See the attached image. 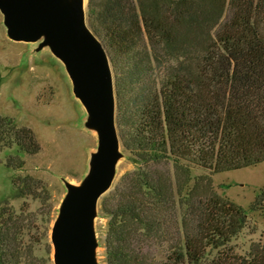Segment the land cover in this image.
<instances>
[{"label": "trees", "instance_id": "trees-1", "mask_svg": "<svg viewBox=\"0 0 264 264\" xmlns=\"http://www.w3.org/2000/svg\"><path fill=\"white\" fill-rule=\"evenodd\" d=\"M87 20L109 56L119 137L136 165L97 205L104 263L264 264V242L243 254L232 244L247 226L242 208L190 174L264 161V0H88ZM13 147L41 150L31 129L0 116V151ZM18 154L7 168L24 166ZM11 183L16 198H49L30 175ZM43 216L0 201V264H49Z\"/></svg>", "mask_w": 264, "mask_h": 264}, {"label": "rangeland", "instance_id": "rangeland-1", "mask_svg": "<svg viewBox=\"0 0 264 264\" xmlns=\"http://www.w3.org/2000/svg\"><path fill=\"white\" fill-rule=\"evenodd\" d=\"M44 1L0 0V116L31 129L41 146L40 152L32 156L18 154L15 147L0 151V201L7 200L16 210L23 205L28 211L40 210L44 215L43 221H39L40 230L47 229L44 242L50 245L49 264H54L50 243L52 226L71 190L82 187L90 177L99 141L90 115L73 93L65 65L52 52V38L48 33L34 39L11 32L12 24L20 29L39 30L42 17L33 12L39 11L37 3L45 7ZM87 4L88 0H63L61 6L69 7L74 16L81 8V15L88 23ZM49 10L44 8V11ZM16 154L24 161V166L20 170L7 168L6 158ZM135 167L121 143L107 193L126 171ZM168 169L172 171L171 165ZM190 174L194 180L202 176L200 183L205 188L210 186L213 195L227 199L244 211L247 226L232 242L239 253H246L251 243L264 242V202L260 206L255 204L264 193V161L215 173L194 167ZM25 175L46 186L49 197L46 202L14 196L12 178ZM104 225L105 218L98 214L96 207L93 216L95 264H105L100 246V231Z\"/></svg>", "mask_w": 264, "mask_h": 264}, {"label": "water", "instance_id": "water-1", "mask_svg": "<svg viewBox=\"0 0 264 264\" xmlns=\"http://www.w3.org/2000/svg\"><path fill=\"white\" fill-rule=\"evenodd\" d=\"M62 1L45 0L49 12L37 3L40 12L33 13L42 17L39 30L20 29L12 23L9 27L15 35L34 39L48 33L53 54L65 65L73 93L98 131L90 177L82 187L71 190L50 233L54 264H95L93 216L98 201L111 187L117 148L121 144L116 125L114 76L106 49L84 20L81 8L74 16L69 7L63 9Z\"/></svg>", "mask_w": 264, "mask_h": 264}, {"label": "bare ground", "instance_id": "bare-ground-1", "mask_svg": "<svg viewBox=\"0 0 264 264\" xmlns=\"http://www.w3.org/2000/svg\"><path fill=\"white\" fill-rule=\"evenodd\" d=\"M82 104V102H80ZM82 106L84 107V105L82 104ZM85 108V107H84ZM95 132V130H93Z\"/></svg>", "mask_w": 264, "mask_h": 264}]
</instances>
